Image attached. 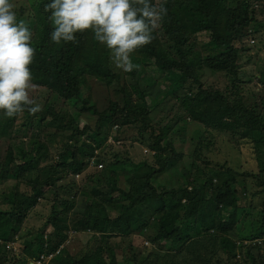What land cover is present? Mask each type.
Masks as SVG:
<instances>
[{"label":"trees","instance_id":"obj_1","mask_svg":"<svg viewBox=\"0 0 264 264\" xmlns=\"http://www.w3.org/2000/svg\"><path fill=\"white\" fill-rule=\"evenodd\" d=\"M48 2L32 0L31 13L26 16L24 10H19L16 16L32 33V83L52 92V97L58 96L62 106L59 109L48 98L35 114L25 109L7 117L0 111V136L12 137L21 115L30 128L25 130L29 142L11 144L5 160L0 162L6 181L15 180L30 189L21 194L14 186L10 192L12 204L17 205L0 209V256L8 248L5 243L21 232L29 212L53 189L54 204L44 229L35 239L28 234L24 250L35 260L42 254L52 256L58 252L60 255L49 264H120L117 252L122 247L114 246L110 240L133 233L143 234L159 246L172 243L169 250L176 252H166L164 264H221L218 250H211L208 256L197 241H212V245L219 242L228 259L235 261L238 246L231 238L226 244L223 235L235 229L246 207L240 206L241 198L247 203L259 195V204L249 203L246 212L250 216L257 210L253 221L260 227L253 230L250 225V237L243 240L263 239L264 162L254 170L246 167L241 173L224 164L213 165L211 155L213 141L220 139L229 144V149L252 144L264 156L260 150L264 144V95L260 104L257 100L248 102L243 86L246 81L241 77V59L249 51L245 48L247 39L264 41V20H258L256 7L260 4L263 9L264 0H237L236 4L229 0H150L157 7L162 4L167 13L153 30L151 42L130 54L136 67L127 75L136 81L135 85L121 83V74L103 70V65L110 63V50L93 39L90 29L76 33L75 42L51 41L54 25L48 18L50 11L44 8ZM202 33L211 38L205 55L196 48ZM205 70L220 74L229 81V88H205ZM262 70L259 77L264 87V66ZM149 73L172 85V91L148 101L149 86L140 83L154 79ZM90 79L105 81L109 87L117 81L122 106L110 101L106 110L89 108L91 96L84 98L82 92L90 89ZM253 92L254 96L256 91ZM170 96L177 99L176 115L167 124L154 121L156 109ZM81 102V112L70 111ZM85 111L94 118H90V125L86 121L82 127ZM194 125L197 129L186 134ZM127 126H137L141 136L149 135L147 147L154 152L155 164L143 161L134 165L117 153L104 158L99 154L111 146L106 143L108 136ZM177 134L180 147L176 144ZM186 142L190 145L185 148ZM49 143H61L62 151L51 155ZM93 158L95 165L105 163L106 167L84 178L80 195L86 206L84 212L78 213L79 192L74 196L59 183L84 174ZM183 166V181L178 188L156 184L157 179ZM60 189L70 198L60 196ZM47 230H51L48 235ZM70 233L75 234L71 241ZM85 236H89V249L82 255L70 253L69 243L75 244ZM203 236L207 239H200ZM263 246H248L251 264H258L251 250H261ZM147 260L144 257L142 262ZM261 262L264 264L263 258ZM18 264H27V259Z\"/></svg>","mask_w":264,"mask_h":264},{"label":"rangeland","instance_id":"obj_2","mask_svg":"<svg viewBox=\"0 0 264 264\" xmlns=\"http://www.w3.org/2000/svg\"><path fill=\"white\" fill-rule=\"evenodd\" d=\"M32 0H12L14 4V11L17 12L19 10H24L25 15L28 16V14L31 13L30 5ZM229 2H233V4H236L237 0H229ZM260 5V4H259ZM259 8L258 13V20H264V7L261 9ZM210 35L207 33H202L198 35V41L200 45L196 46L198 51L201 52L202 55L207 54V51L209 49V44L211 41ZM197 38V37H196ZM246 47L249 48V51L245 54H243V57L241 59L242 63V70H241V77L244 78V91L246 92L247 97L249 98L250 103L254 102V100H257V102L260 104V99L264 95V87L260 83V72H263L262 68L264 66V41L260 42L258 40H255L254 38H248L246 41ZM243 44L239 45V47H242ZM247 51V50H246ZM110 63H105L104 71L106 72L107 69L111 70L113 72H117L121 74V83L126 81L129 85H135L136 81L131 78V76L127 75V72L123 71L122 69H118L115 67V65L111 62L110 58L108 59ZM150 77L154 78L149 80L148 83L142 82L140 83L143 86L148 85L149 87V95L147 97L148 101L153 100L157 98L161 93L166 91H172L173 86L164 81L162 78L155 76L154 73H149ZM203 85L205 88L213 89H219L221 91L229 88L230 84L228 80H225L220 74H213L208 70H205V75L202 78ZM251 81V82H250ZM90 89H84L82 94L84 95V98H86L89 94L91 96V103L88 104V107L95 106L99 111L106 110L110 106V101L112 102H118L122 106V96L117 94L118 88L120 87V84H118L117 81H114L113 85L110 87L107 85L105 81L99 80V79H90ZM253 91H256L255 95L253 96ZM52 92L48 91L45 88H41L38 86H35L31 89H29V96L34 101H38L40 106L43 108V106L47 103V99L51 98L52 101H54L55 105L60 109V106H62V103L59 102L58 96L52 97ZM181 94V93H180ZM51 95V96H50ZM163 105H160L157 109L155 114V120L156 122H162V124H167L171 122V120L176 115L178 109H177V99H175L173 96L168 97L165 101H163ZM150 105V104H149ZM57 108V109H58ZM84 108V103H80L77 107L71 108L70 111L73 113H76V111L81 112ZM85 115L81 119V126L83 127L86 124V121L89 122L90 125V112L85 111L83 112ZM21 115L17 121V125L15 127V132H13L12 137L10 134L8 136H0V162L2 163L5 160L6 152L9 148V146L19 144L21 145V142L28 143L29 138H27L28 133L25 131L29 128V125H25V119ZM189 125V124H188ZM190 128L187 129L188 134L191 129H197V127L189 126ZM115 128L118 129V126ZM120 130V129H119ZM25 132V133H24ZM24 133V134H22ZM185 134V133H184ZM192 134V133H191ZM190 134V135H191ZM144 137V139H143ZM187 138V135H185ZM221 137V136H220ZM219 137V138H220ZM180 138V137H179ZM107 146L106 148L99 151V154L104 158L110 153H117L122 156L123 161H129L130 163H133L134 165L140 164L143 161H147L150 164H155V158H154V152H152L147 146L149 141V135L146 133L145 135L141 136L139 133V129L137 126H127L124 127L122 130L118 131V133L110 134L107 138ZM176 144L178 147H180V144H178V134L175 137ZM150 142V141H149ZM214 142V146H212L213 154L211 155V163L213 165L216 164H224L227 167L232 168L233 170L237 172H241L248 167L249 169H256L258 167V164L261 165L264 162V156L260 153H258V150L253 147L252 144L247 143V145H244L242 148L238 149L232 146V148L229 149V144L226 143L223 140L216 139ZM190 143L186 142L185 148L189 146ZM49 147H51V155H54L56 153H59L62 151V144L56 143L52 144L49 143ZM234 147V149H233ZM260 150L264 151V144L260 146ZM113 157V156H112ZM112 159V158H111ZM211 164V165H212ZM106 167V164L103 163V167L100 168L101 170ZM186 167V166H185ZM184 169V166L181 167V170H174L170 173L160 177L157 179L156 184L158 186H166L167 188H178L179 185L183 181V177L181 176V171ZM3 168L0 167V209L3 210H9L10 208L14 207L17 204H12V198H11V190L14 186L18 187L19 193L24 192H30V189L27 188L23 183H17L15 180H9L6 181L7 174L3 172ZM95 169H88L84 174L80 176H76L75 178H69L59 183V185H64L65 188L69 191H73V195L76 192H79V199H81V202H78V206L76 210L79 213L84 212V207L86 206V200L80 195V188L82 187V183L84 181V178L89 177L92 175L93 172H95ZM94 174V173H93ZM46 178V176H45ZM74 182V184H70ZM254 190V189H253ZM252 190V191H253ZM59 194L62 197L70 198L67 193H65L64 189L59 190ZM55 189L53 191L47 192L46 198L38 201L39 204L33 208L31 212H29V216L25 220L21 232L18 236L14 237L12 240L5 243L6 246H8V250L6 249L3 253L4 255L0 256V264H18V262L24 258L27 259V264H49V262L53 259L58 257V252H56L52 256H48L45 254L40 255L39 259L30 257L27 253H25V246L27 244V240L25 238L28 237V234L30 233V237L35 239L38 236L39 231L41 229H44V224L50 215L52 211V206L54 204V198H55ZM71 195V197L73 196ZM240 195V194H239ZM75 196V195H74ZM72 199V198H71ZM261 199V195L257 196L256 198L252 199L250 202V199L247 203H245V199L241 198L240 206L245 207L243 211L241 212L240 216L238 217V223L235 225L234 230H230L228 233H225L224 239L226 244L228 243L226 240L228 238H231L233 240L232 242H236L238 249L236 251L237 258L234 261L228 259V254L222 250L219 242H217L215 245H212V241H209L208 243L197 241L196 244L201 246L203 249L202 252L204 254H207L210 256L211 250H218V256L222 258L221 264H251L250 261L247 259L248 257V246H254L256 244L263 245L264 244V238L263 239H255V240H243L248 237H250L251 229L253 227L254 229H258L260 227L259 223L257 221H253L257 218V210L251 211V215L248 216V213L246 212V208L250 206L249 203H252L253 205H258ZM17 208V207H16ZM77 213V214H78ZM76 214H74L75 216ZM233 220V219H232ZM253 223V224H252ZM251 225V229H250ZM51 232V230H47L45 233L48 235ZM210 232L214 233L216 232L215 229H210ZM98 233V232H97ZM70 241L72 237L75 235L73 233H70ZM90 236L94 234L89 233ZM194 235V233H193ZM200 239L206 240L207 238L205 236L201 237ZM243 240V241H242ZM114 246H120L118 250V257H119V263L120 264H164V259H168L165 256L166 252L174 253L176 251H170L169 249H172V243H168L166 245H157L153 244L151 240L143 236V234L133 233L131 236L127 237H120L118 235L117 237H114L110 240ZM3 243L2 241H0ZM89 236H85L81 239H77L75 244L73 242H70L69 245L71 248H69L70 253L75 254L80 253L79 255L84 254L89 249ZM263 243V244H262ZM155 246H153V245ZM195 244V245H196ZM213 246H216L213 248ZM133 247V248H132ZM132 248V250H130ZM226 253V254H225ZM251 255L254 256V258L258 261V264H261V259H264V246L261 250H251ZM185 256V254H184ZM146 257L148 260L146 262H142V259ZM181 257V256H180ZM219 257H216L215 259H218ZM178 259V258H177ZM214 259V260H215ZM214 262V261H213ZM235 262V263H233Z\"/></svg>","mask_w":264,"mask_h":264},{"label":"clouds","instance_id":"obj_3","mask_svg":"<svg viewBox=\"0 0 264 264\" xmlns=\"http://www.w3.org/2000/svg\"><path fill=\"white\" fill-rule=\"evenodd\" d=\"M44 8L54 25L51 41L75 42L76 33L90 29L93 39L110 50L115 67L125 72L136 67L130 54L151 42L153 30L167 13L162 4L157 7L150 0H49ZM31 37L30 27L17 20L12 0H0V111L7 117L25 109L30 114L41 110L29 96L34 87ZM92 160L88 169L103 167L92 165Z\"/></svg>","mask_w":264,"mask_h":264},{"label":"built area","instance_id":"obj_4","mask_svg":"<svg viewBox=\"0 0 264 264\" xmlns=\"http://www.w3.org/2000/svg\"><path fill=\"white\" fill-rule=\"evenodd\" d=\"M91 164H92V165H94V164H95V161H94V160H92ZM99 167H102V166H99Z\"/></svg>","mask_w":264,"mask_h":264}]
</instances>
